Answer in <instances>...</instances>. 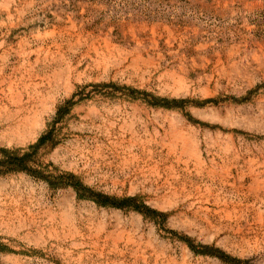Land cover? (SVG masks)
Returning <instances> with one entry per match:
<instances>
[{"label": "rangeland", "instance_id": "374dc122", "mask_svg": "<svg viewBox=\"0 0 264 264\" xmlns=\"http://www.w3.org/2000/svg\"><path fill=\"white\" fill-rule=\"evenodd\" d=\"M48 128L52 174L166 215L0 175V264H264V0H0V146Z\"/></svg>", "mask_w": 264, "mask_h": 264}, {"label": "trees", "instance_id": "16d2710c", "mask_svg": "<svg viewBox=\"0 0 264 264\" xmlns=\"http://www.w3.org/2000/svg\"><path fill=\"white\" fill-rule=\"evenodd\" d=\"M150 96L155 97L157 101H168L166 98H161L154 96L151 93L144 92ZM174 101H176L174 99ZM73 98L67 101V103H72ZM156 106H162L166 108H174L170 104H162L161 102H153ZM69 108L66 106H61L57 111V118H60L63 114L69 113ZM56 144L53 132L48 128L36 142L29 144L26 147L19 148H8L0 146V175H7L13 173H26L37 179H41L48 183L53 188H73L77 196L82 199H88L95 202L99 206L104 207H114L118 209H131L135 210L145 217L156 220V215L165 216L166 213L161 212L155 208L149 206L145 201H143L138 196H124L118 197L114 195H109L103 192H99L84 182L72 172H61L60 174H52L50 172L49 165L42 166L37 158L38 152L42 147H54ZM39 165L41 168H39ZM183 241L188 244V246L196 253L210 254L219 257L225 263L236 264L238 262H231L224 256L215 254L214 252L208 251H197L191 240L189 238H183ZM227 255V254H226ZM229 257V256H228ZM233 259V258H232ZM236 261V260H235ZM240 261V260H238ZM244 264H252L249 260H245Z\"/></svg>", "mask_w": 264, "mask_h": 264}, {"label": "bare ground", "instance_id": "6f19581e", "mask_svg": "<svg viewBox=\"0 0 264 264\" xmlns=\"http://www.w3.org/2000/svg\"><path fill=\"white\" fill-rule=\"evenodd\" d=\"M19 110V109H18ZM10 111V110H9ZM13 113V112H12ZM20 115H18V117H19ZM6 117V116H5ZM12 117V116H11ZM27 117V116H26ZM26 117H25V119H26ZM10 118V116L8 117V119ZM14 118V117H13ZM6 120H7V117H6ZM8 121V120H7ZM21 121V120H20ZM19 122V121H18ZM18 126H19V124H18ZM17 126V127H18ZM9 130V129H8Z\"/></svg>", "mask_w": 264, "mask_h": 264}]
</instances>
